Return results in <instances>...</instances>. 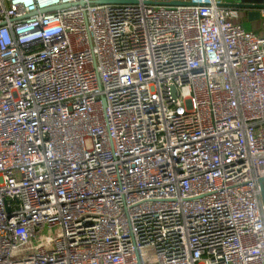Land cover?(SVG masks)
<instances>
[{"label": "built area", "instance_id": "obj_1", "mask_svg": "<svg viewBox=\"0 0 264 264\" xmlns=\"http://www.w3.org/2000/svg\"><path fill=\"white\" fill-rule=\"evenodd\" d=\"M100 1L0 0V264H264V37Z\"/></svg>", "mask_w": 264, "mask_h": 264}, {"label": "crops", "instance_id": "obj_2", "mask_svg": "<svg viewBox=\"0 0 264 264\" xmlns=\"http://www.w3.org/2000/svg\"><path fill=\"white\" fill-rule=\"evenodd\" d=\"M259 4L262 0H217V3L222 6H229L239 11V16L237 21L248 31L264 37V18L261 17H251L248 18V9L235 7L239 4ZM258 12V11H257Z\"/></svg>", "mask_w": 264, "mask_h": 264}, {"label": "water", "instance_id": "obj_3", "mask_svg": "<svg viewBox=\"0 0 264 264\" xmlns=\"http://www.w3.org/2000/svg\"><path fill=\"white\" fill-rule=\"evenodd\" d=\"M99 3H113V4L132 3V4H134L135 1L134 0H106V1H100ZM262 3H263V0L259 4H254L251 2L250 4H239V5H236L235 7L248 9L249 10L248 18L259 17V12H257V11L262 7ZM174 4H178V3H174ZM56 9L57 8H49V9L45 10L44 12H51V11H54ZM258 183H259V193H260L261 205H262L263 212H264V177L261 178L258 181Z\"/></svg>", "mask_w": 264, "mask_h": 264}, {"label": "rangeland", "instance_id": "obj_4", "mask_svg": "<svg viewBox=\"0 0 264 264\" xmlns=\"http://www.w3.org/2000/svg\"><path fill=\"white\" fill-rule=\"evenodd\" d=\"M145 258H153L151 255H147L146 254V257ZM151 264H154L153 262H151Z\"/></svg>", "mask_w": 264, "mask_h": 264}]
</instances>
